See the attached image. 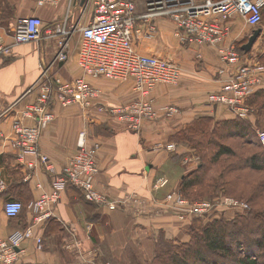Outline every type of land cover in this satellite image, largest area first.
<instances>
[{"label": "crops", "instance_id": "obj_1", "mask_svg": "<svg viewBox=\"0 0 264 264\" xmlns=\"http://www.w3.org/2000/svg\"><path fill=\"white\" fill-rule=\"evenodd\" d=\"M1 1L2 8L8 3L13 12L9 17L2 11L0 14V22L5 25H0V36L11 46L9 53L0 55V239L27 228L33 233L23 242L24 250L13 264H118L126 259L132 264L134 258L150 261L161 239L190 241L193 216L183 219L163 203L168 192L180 187L188 172L186 162L193 161L188 155L193 150L178 136L199 117L215 121L235 118L226 105L208 102L209 94L219 91L237 70V66L221 60L219 48L235 45L245 61L264 62V23L253 27L236 15L229 20L230 31L222 43L198 45L182 43L176 35L177 24L170 18H157V33L140 37L135 45L142 54L157 55L181 66L177 83H161L153 91L158 106L175 105L180 112L174 117L142 120L140 127L133 129L96 107L64 106L56 101L52 106L55 118L43 130L38 143L41 155L54 168L51 171L40 155H21L14 146L13 123L25 104L36 100L37 90L28 91L53 62L62 38L57 26L65 22L69 28L87 24L93 16V6L85 7L82 0H61L55 6H38L36 0ZM135 4L138 14L146 12V0L144 7ZM33 15L44 20V37L16 44L12 30L17 19ZM256 28H261L259 37L249 51L243 50ZM48 31L51 34L46 36ZM78 31L73 30L71 36L74 40H70L69 59L57 69L53 64L50 73L70 79L84 76L101 90L99 104L119 106L134 101L137 93L133 79L113 80L83 73L77 62L82 39L80 31L76 37ZM259 89H264V74ZM246 121L256 128L254 114ZM24 122L34 123L29 118ZM81 132H86L88 145H101L97 155L98 189L123 205L110 207L87 201L79 188L69 184L46 215L37 214L31 204L52 191L54 177L79 150ZM168 144L176 148L169 150ZM161 176L168 177L169 184L155 191L153 184ZM9 200L24 204L19 216L5 214L4 205ZM37 238L42 239L40 248Z\"/></svg>", "mask_w": 264, "mask_h": 264}, {"label": "built area", "instance_id": "obj_2", "mask_svg": "<svg viewBox=\"0 0 264 264\" xmlns=\"http://www.w3.org/2000/svg\"><path fill=\"white\" fill-rule=\"evenodd\" d=\"M61 0H36L38 6L58 5ZM85 7L93 6V16L84 25L69 28L66 22L56 28L62 38L57 43L53 62L43 69L35 86L28 92L37 90L36 100L27 102L13 123L14 146L21 155L32 153L40 155L48 170L54 171L46 156H42L38 143L43 130L54 120L53 103L60 101L64 106L79 104L83 108L96 107L98 110L126 122L131 128L138 129L142 120H155L162 116L174 117L180 112L175 105L158 106L153 91L158 84L177 83L182 68L176 62L157 56L138 52L136 40L153 36L158 31L156 19L161 16L170 18L177 24V37L184 44L216 45L222 43L230 31L229 20L236 15L244 17L253 27L263 23L264 0H146V12L137 13V6L131 0H82ZM44 20L37 16H24L17 19L12 30L16 44L39 40L43 35ZM82 34L77 62L84 74L105 77L113 80H134L137 98L119 106L99 104L101 90L84 76L65 78L53 75L51 66L62 64L69 59V46L73 30ZM51 32H46V36ZM11 51V46L0 36V55ZM221 60L228 65L237 66L236 73L226 81L219 91L210 93V104H224L235 117L247 120L253 114L248 100L263 83L264 65L260 62L249 63L242 57L235 45L219 48ZM33 124H26L25 119ZM264 145V131L258 130ZM78 152L65 164L62 172L54 177L53 189L31 204V208L46 215L52 204L59 202L62 191L69 185L79 188L87 201L99 205L116 207L123 205L112 200L98 189L96 178L99 173L97 155L99 142L88 145L86 132L78 139ZM174 144L167 149L174 150ZM194 160V159H193ZM169 184V178L161 176L153 184L158 191ZM163 203L181 218L192 215L205 221L225 215L229 210L245 212L250 209L248 202L230 195H220L214 199L197 200L184 194L179 188L168 192ZM24 209L20 200H9L4 205L7 216H19ZM181 210V211H179ZM32 230H17L6 239H0V261L13 264L25 240L32 237ZM39 248L42 239L37 238Z\"/></svg>", "mask_w": 264, "mask_h": 264}, {"label": "trees", "instance_id": "obj_3", "mask_svg": "<svg viewBox=\"0 0 264 264\" xmlns=\"http://www.w3.org/2000/svg\"><path fill=\"white\" fill-rule=\"evenodd\" d=\"M1 11L9 17L13 8L8 3L2 8L1 1L0 14ZM248 103L253 107L256 126L264 131V89L255 91ZM212 122L216 124L211 125ZM255 129L238 117L223 121L199 117L179 134V141L195 148L202 157H208V162L183 176L179 189L186 195L187 191L196 187H201L197 190L200 194L215 195L222 191L248 202L250 209L230 221L216 218L203 225L204 220L195 218L190 229V241L161 239L165 241L166 248H160V241L157 242L155 255L150 260L152 264H264L260 261V257L264 256V205L258 208L256 203L264 195V178L252 183L243 174L245 170L264 172V145ZM233 136L255 137L256 140L248 138L246 143L259 150L240 153L220 140ZM228 158L232 160L226 163ZM214 165H217L216 175L207 179ZM218 259H221L220 262Z\"/></svg>", "mask_w": 264, "mask_h": 264}, {"label": "rangeland", "instance_id": "obj_4", "mask_svg": "<svg viewBox=\"0 0 264 264\" xmlns=\"http://www.w3.org/2000/svg\"><path fill=\"white\" fill-rule=\"evenodd\" d=\"M135 2H137V3H139L138 4V6H143L144 7V0H134ZM263 23H264V20H263ZM0 25H2V26H5L4 25V22H0ZM80 34V32L78 31V33L76 32V37L78 36ZM74 40V35H73V37L71 38V41H73ZM61 65L62 64H58V65H55L56 66V69L57 68H60L61 67ZM262 65H264V62H262ZM63 77V76H62ZM249 124H251L249 121H247ZM216 123L215 122H212L211 123V125H215ZM257 125V124H256ZM252 127H253V125H251ZM217 127H218V125H217ZM254 128V127H253ZM259 127H257L256 126V129H257V136H258V130L260 129V130H263L262 128H259ZM255 129V130H256ZM259 137V136H258ZM250 139V138H253L254 140H256V138L255 137H248V136H246L245 138H241V137H238V136H233V137H230V138H221L220 140L222 141V142H224V143H226V144H229V145H231L233 148H235V149H237L238 150V152H240V153H245V154H247V153H251V152H255V151H258L259 149H257L258 147H256V146H254V145H252V144H247L246 143V140L247 139ZM188 147H190L188 144H186ZM258 145H259V143H258ZM261 146V145H260ZM262 147V146H261ZM191 148V147H190ZM191 150H193V151H191L190 152V154H188L190 157H192L194 160L193 161H189V162H186V167L188 168V172L187 173H185V175L186 174H188L189 172H192V171H194L195 169H197L198 168V166L200 165V164H204V163H206V162H208V157H202L200 154H197L196 153V149L195 148H191ZM230 160H232L231 158H228L227 159V162L226 163H228V162H230ZM215 169H217V165H214V170L213 171H211L210 173H209V175L206 177L207 179H208V177L210 178L211 176H214V175H216V171H215ZM243 174L245 175V177H247L248 179H250L251 180V182L252 183H255V182H257V181H259V180H261L262 178H264V172H258V171H249V170H245V171H243ZM199 188H201V187H196V188H193L192 190H189V191H187V193H188V195L187 196H189L190 198H193V199H197V200H205V199H214L215 197H217V196H220V195H226V193H224V192H222V191H220V192H217V193H215V195H211V194H205V193H203V194H200V192L199 191H197ZM257 206H259L258 208H262V206L264 205V195H263V197H261V198H259L258 200H257ZM264 209V208H263ZM263 209H261V210H263ZM230 212H228L227 214H225V215H221L220 217H217V218H219L220 220H222V221H230V220H233L234 218H235V216L237 215V214H244L245 212H236L235 210H232V209H230L229 210ZM189 216H191L192 217V215H187L186 217L188 218ZM186 219V218H185ZM195 219V218H194ZM216 219V218H215ZM214 219V220H215ZM203 220V219H202ZM213 220H210V221H205L204 220V222H202L203 223V225L204 224H208V223H210V222H212ZM193 225V224H192ZM191 225V226H192ZM190 229H191V227H190ZM190 231V230H189ZM162 240H160V248H166V246H165V241H162ZM169 241V240H168ZM157 247V246H156ZM159 248V249H160ZM219 260V262H220V260L221 259H218ZM260 261L261 262H263L264 263V256H261L260 257ZM122 263V262H121ZM121 263H119L118 262V264H121ZM122 264H131L130 263V261L129 260H125V262L124 263H122ZM132 264H152L151 263V261H142V260H139V259H137V258H134L133 260H132Z\"/></svg>", "mask_w": 264, "mask_h": 264}, {"label": "water", "instance_id": "obj_5", "mask_svg": "<svg viewBox=\"0 0 264 264\" xmlns=\"http://www.w3.org/2000/svg\"><path fill=\"white\" fill-rule=\"evenodd\" d=\"M260 33H261V28H256L253 31V34L250 36L248 42L242 46L243 50L249 51L253 47V45H254L255 41L257 40V38L259 37Z\"/></svg>", "mask_w": 264, "mask_h": 264}]
</instances>
